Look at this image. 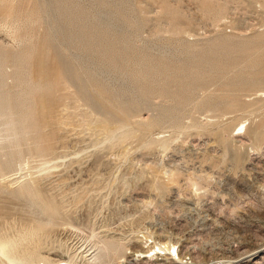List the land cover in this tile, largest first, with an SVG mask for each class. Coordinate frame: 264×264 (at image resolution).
<instances>
[{
	"label": "rangeland",
	"instance_id": "374dc122",
	"mask_svg": "<svg viewBox=\"0 0 264 264\" xmlns=\"http://www.w3.org/2000/svg\"><path fill=\"white\" fill-rule=\"evenodd\" d=\"M68 1L0 0V58L3 60L0 59V73L3 74H0V239L11 238L18 243L16 251L21 250V245L25 250H21L20 255L18 250V256L40 250L30 255L36 259L37 254H41L38 264H181L177 262V250L184 255V264H264V95L259 94L264 91V83L255 85L264 76V53L259 69L249 68L243 61L246 49L255 46L258 38H263L259 43L264 45V0H71L72 3L67 4ZM7 6L12 8L8 10ZM66 6L68 10H65ZM84 7L87 9L82 11ZM116 9L123 11L118 13ZM72 11L74 15L77 12L75 16ZM89 11L96 15L92 17ZM172 14L176 18L173 15L172 19ZM75 20L80 22L76 24ZM104 23L112 24L109 27ZM85 24L91 26L87 27L89 32L84 30L82 33ZM70 25L75 27L71 29ZM101 30L108 33L106 31L104 35ZM99 33L107 37L99 36ZM82 34H86L85 37ZM108 34H113L115 42ZM117 36L121 39L117 40ZM124 36L126 39H122ZM228 38L233 43L229 44ZM254 39H258L257 42ZM244 40L246 44L241 43ZM218 41L225 44L221 43L222 47L216 45ZM110 42L119 52L113 50ZM96 44L99 50H96ZM191 44L197 47L191 49ZM204 48L207 50H202ZM190 49L195 50L193 54ZM226 50L230 51L227 53ZM102 51L108 56L103 58ZM128 52L133 53L130 56ZM118 53L122 54L119 61L115 57ZM186 56H190L189 59ZM18 58L23 63L19 64ZM120 58L128 66L121 64ZM217 62L218 68L214 66ZM118 65L127 69L120 68L119 71ZM230 65L237 68L233 70ZM163 66H166L164 71L168 69L162 76ZM148 68L153 70H149L151 74ZM185 70L187 73L183 72ZM255 70L259 71L258 75ZM226 71L234 77H230L232 82L228 83ZM167 73L175 77L169 74V80ZM225 74L228 77L223 76ZM235 74L242 83H250L249 86H243L239 81L241 87H235L238 81ZM160 75L161 79H157ZM178 76L186 82L181 79L184 84L178 83ZM172 78H176V82ZM157 80L165 84L162 86L161 82L158 86ZM199 80L202 84L205 82V86ZM155 83L161 92L168 85L174 91L166 88L161 95L154 89ZM187 84L194 88L193 92ZM227 84L232 86L227 87ZM176 88L179 92L182 89L180 93L187 98L186 102ZM103 90H113L116 94L112 91L110 96V91ZM227 90L231 92L227 94ZM167 91L176 95L173 93L168 97ZM122 93H126L125 98ZM117 94V99L113 98ZM138 94L143 96L138 99ZM189 94L195 96L190 98ZM177 95L178 100H173ZM212 96L218 102H214ZM142 97L145 98L142 100ZM135 98L140 102H135ZM106 99H111L110 103ZM201 101L210 102H205L206 105ZM175 102H181V106ZM183 102L187 107L182 105ZM219 102L221 106H218ZM8 110H13L14 114L7 115ZM105 126L108 131L104 130ZM49 206H53L52 209L57 206L55 211L58 212L51 213ZM35 228H40L41 236ZM30 230L37 233L35 241L32 240L35 231ZM156 242L174 244L172 255H153V251L148 258L137 255V251L148 250ZM105 245L110 250L104 248ZM114 245L118 247L115 249ZM0 264L10 263L0 255Z\"/></svg>",
	"mask_w": 264,
	"mask_h": 264
},
{
	"label": "bare ground",
	"instance_id": "6f19581e",
	"mask_svg": "<svg viewBox=\"0 0 264 264\" xmlns=\"http://www.w3.org/2000/svg\"><path fill=\"white\" fill-rule=\"evenodd\" d=\"M59 1L61 2V0H59ZM62 1H63V0H62ZM64 1H66V0H64ZM67 1H68V0H67ZM70 1H71V0H70ZM70 1H68V2H70ZM72 1L74 2V0H72ZM75 1H76V0H75ZM96 1H99V0H96ZM106 1H107V0H106ZM53 2H55V1H53ZM57 2H58V1H57ZM57 2H56L55 4H57ZM64 3H65V2H64ZM71 3H72V2L67 3V4H71ZM77 3H78V1H77ZM97 3L99 4V2H97ZM100 3L104 4L102 1H100ZM105 3H106V2H105ZM55 4H54V5H55ZM67 4H65V5H67ZM75 4H76V3H75ZM106 4H108V2H107ZM106 4H105V5H106ZM110 4H111V3H110ZM59 5H60V4H59ZM61 5H63V4L61 3ZM72 5H74V4H72ZM79 5H80V3H79ZM120 5H121V3H120ZM52 6H53V5H52ZM68 6L70 7V5H68ZM76 6H77V4H76ZM76 6L74 5V7H76ZM80 6H81V5H80ZM98 6H99V5H98ZM109 6H110V5H109ZM109 6H108V7L106 6L107 10L109 9ZM7 7H8V10H9V8H10V9L12 8V7H9V6H7ZM54 7H55V6H54ZM72 7H73V6H72ZM99 7L101 8V5H100ZM121 7H122V6H121ZM51 8H52V7H51ZM66 8H67V9H65V10H68V7H67V6H66ZM78 8H79V7H78ZM104 8H105V6H104ZM115 8H116V7H115ZM115 8H114V9H115ZM3 9H4V8H3ZM6 9H7V8H6ZM72 9H73V8H72ZM74 9H75V8H74ZM80 9H81V8H80ZM80 9H79V10H80ZM84 9H87V8L84 7V8L82 9V11H83ZM8 10H7V11H8ZM53 10H54V8H53ZM98 10H99V8H98ZM98 10H97V11H98ZM104 10H105V9H102V11H104ZM109 10H110V9H109ZM116 10H118V9H116ZM123 10H124V8H123ZM123 10H122V11H123ZM7 11H6V12H7ZM55 11H56V10H55ZM63 11H64V9H63ZM69 11H70V10H69ZM85 11H86V14H87V11H88V10H85ZM102 11H101V13H102ZM110 11H111V10H110ZM118 11H119V10H118ZM120 11H121V10H120ZM120 11H119L118 13H120ZM122 11H121V12H122ZM168 11H169V9H168ZM2 12L4 13V11H2ZM8 12H10V11H8ZM64 12H65V11H64ZM89 12L91 13V11H89ZM89 12H88V13H89ZM93 12H94V11H93ZM93 12H92V13H93ZM116 12H117V11H116ZM3 13H2V14H3ZM68 13H69V12H68ZM68 13H66V17H67V14H68ZM74 13H75V15H76L77 12H74ZM92 13L90 14L92 17H93V15H96V14H93V15H92ZM114 13H115V12H114ZM171 13H172V12H171ZM5 14H6V13H5ZM57 14H58V13H57ZM71 14H73V11H72ZM71 14H69V15H71ZM78 14H79V13H78ZM78 14H77V15H78ZM102 14H103V13H102ZM108 14H109V12H108ZM123 14H126V13L123 12ZM123 14H122V16H123ZM174 14H175V13H174ZM174 14H172V19H174V18H173V15H174ZM62 15H63V14H62ZM75 15L73 14V16H75ZM87 15H89V14H87ZM97 15H99V13H98ZM120 15H121V14H120ZM170 15H171V14H170ZM52 16H53V15H52ZM54 16H55V15H54ZM59 16H60V15H59ZM71 16H72V15H71ZM84 16H85V15H84ZM84 16H83V17H84ZM91 16H90V17H91ZM56 17H57V16H56ZM61 17H62V16H61ZM83 17L80 16V18H83ZM86 17H87V16H86ZM92 17H91V19H92ZM95 17H96V16H95ZM98 17H100V15H99ZM174 17L176 18L175 15H174ZM68 18H69V17H68ZM68 18H67V20H68ZM72 18H74V17H72ZM87 18H89V16H88ZM170 18H171V17H170ZM178 18H179V17H178ZM54 19H55V18H54ZM77 19H78V17H77ZM94 19H95V18H94ZM99 19H100V18H99ZM99 19H98V20H99ZM123 19H124V18H123ZM69 20H70V18H69ZM69 20H68V21H69ZM73 20H74V19H73ZM80 20H81V19H80ZM96 20H97V19H96ZM96 20H94V22H96ZM177 20H178V19H177ZM177 20H176V21H177ZM68 21H67V22H68ZM76 21H77V20H75V22H76ZM81 21H82V20H81ZM88 21H89V19L87 20V23H88ZM92 21H93V20H92ZM124 21H125V20H124ZM69 22H71V21H69ZM78 22H80V21H77L76 24H77ZM94 22H93V23H94ZM99 22H100V21H99ZM101 22H102V21H101ZM174 22H175V20H174ZM174 22H173L172 24H174ZM63 23H65V22H63ZM81 23H82V22H81ZM89 23H90V22H89ZM58 24H59V23H58ZM70 24L72 25V23H70ZM74 24H75V23H74ZM76 24H75V25H76ZM83 24H84V22H83ZM83 24H80V25L82 26ZM91 24H92V22H91ZM97 24H98V22H97ZM97 24H96V26H97ZM102 24H103V23H102ZM105 24H108V23H104V25H105ZM111 24H112V23H111ZM111 24H108V26L111 25ZM175 24H177V23L175 22ZM55 25H56V23H55ZM71 25H70V28H71ZM78 25H79V24H78ZM78 25H77V26H78ZM80 25H79V26H80ZM100 25H101V24H100ZM104 25H103V26H104ZM84 26H86L85 29L82 30V29L80 28V29L83 31L82 33H85L84 30H86V31L89 32V30H87V27H88L89 25L87 26V25L85 24ZM90 26H91V25H90ZM90 26H89V27H90ZM96 26H95V28H97ZM106 26H107V25H106ZM106 26H105L104 28L107 29ZM120 26H121V25H120ZM135 26H136V25H135ZM177 26H178V25H177ZM177 26H175V27H177ZM67 27H68V26H67ZM73 27H75V26H73ZM73 27H72V28H73ZM82 27H83V26H82ZM100 27H101V26H100ZM109 27H110V26H109ZM121 27H123V26H121ZM175 27H174V28H175ZM65 28H66V27H65ZM72 28H71V29H72ZM93 28H94V27H93ZM93 28H92V30H93ZM101 28H103V27H101ZM116 28H117V27H116ZM116 28H115V29H116ZM60 29H61V28H60ZM60 29H59V30H60ZM71 29H70V30H71ZM112 29H113V28H112ZM134 29H135V28H134ZM68 30H69V29H68ZM74 30H75V28H74ZM78 30H79V29H78ZM90 30H91V29H90ZM95 30H96V29H95ZM97 30H98V29H97ZM118 30H119V29H118ZM101 31H102V30H101ZM106 31H107V30H106ZM106 31H104V33H105ZM111 31H112V30H111ZM113 31H114V30H113ZM116 31H117V30H115L114 32H116ZM71 32H72V31H71ZM75 32L77 33V31H75ZM78 32H79V31H78ZM93 32H94V31H93ZM99 32H100V31H99ZM114 32H113V33H114ZM261 32H262V31H261ZM66 33H68V32H66ZM72 33H74V32H72ZM72 33H71V34H72ZM97 33H98V32H97ZM97 33H96V34H97ZM102 33H103V31H102ZM102 33H99V36H101L100 34H102ZM104 33H103V34H104ZM107 33H108V31H107ZM109 33L111 34V32H109ZM117 33H118V32H117ZM123 33H124V32H123ZM69 34H70V33H69ZM69 34H68V35H69ZM74 34H75V33H74ZM86 34H87V32H86ZM86 34H85V35H86ZM91 34H92V32H91ZM103 34H102V35H103ZM110 34H108V36H109ZM118 34H120V32H119ZM257 34H258V33H257ZM257 34H255V35H257ZM65 35H66V34H65ZM68 35H67V36H68ZM79 35H80V34H79ZM82 35H83V34H82ZM85 35H83V37H85ZM88 35H89V34H88ZM104 35H106V33H105ZM104 35H103V37H105ZM115 35H116V34H115ZM115 35H114V36H115ZM255 35H254V36H255ZM259 35L261 36L262 34L259 33ZM70 36H71V35H70ZM72 36H73V34H72ZM80 36H81V35H80ZM93 36H94V34H93ZM93 36H92V37H93ZM97 36H98V35H97ZM110 36H112V38H111ZM110 36H109V37L113 40V38H114V37H113V34L110 35ZM257 36H258V35H257ZM257 36H256V37H257ZM260 36H258V37H260ZM263 36H264V35H263ZM95 37H96V36H95ZM106 37H107V36H106ZM106 37H105V38H106ZM115 37H116V36H115ZM117 37H118V38H117V40H118L120 36H117ZM121 37H122V35H121ZM261 37H262V36H261ZM47 38H48V37H47ZM47 38H46V40H48ZM49 38H51V37H49ZM72 38H73V37H72ZM75 38L77 39V37H75ZM90 38H91V37H90ZM90 38H89V40H90ZM100 38H102V37H100ZM105 38H104V39H105ZM124 38H125V36H124L122 39H124ZM127 38H128V37H127ZM244 38H245V37H244ZM251 38L253 39L252 35H251V37H250V40H252ZM91 39H92V38H91ZM120 39H121V38H120ZM120 39H119V40H120ZM125 39H126V38H125ZM248 39H249V38H248ZM248 39H246V40H248ZM258 39H259L260 41H261V39L263 40V38H258ZM258 39H254V40H256L255 42H257ZM46 40H45V42H46ZM69 40H70V39H69ZM69 40H68V41H69ZM74 40H75V39H74ZM83 40H84V39H83ZM83 40H82V42H83ZM85 40H86V39H85ZM89 40H88V41H89ZM96 40H97V39H96ZM102 40H103V39H102ZM102 40H101V42H102ZM106 40H108V39H106ZM115 40H116V38H115ZM128 40H130V39H128ZM226 40H227V38H226ZM232 40H233V39H232ZM250 40H248V41H250ZM259 40H258V42H257V44H256L255 46H253L252 48H250V49H248V50L246 49V52H245L246 54H243L244 51H243V52H242V51L240 52V53H242L243 56H244V57H243V58H244L243 61L246 62V64H247L246 66L249 67V68H252V69H256V68H258V66L261 64V62H260V61H261V58H263V57H262V54L264 53V45H263L262 43H259ZM72 41H73V40H72ZM75 41H76V40H75ZM90 41H92V40H90ZM93 41H95V40H93ZM104 41H105V40H104ZM108 41H111V40L109 39ZM121 41H122V40H121ZM123 41H124V40H123ZM222 41H223V40H222ZM235 41H238V40H235ZM235 41H234V42H235ZM241 41H242V40H241ZM47 42H48V41H47ZM70 42H71V41H70ZM82 42H81V43L76 42V43H77V44H78V43H79V44H82ZM97 42H98V40H97ZM113 42H115V41L113 40ZM126 42H127V41H126ZM126 42L124 41L125 45L127 44L126 46H129V45H128V42H127V43H126ZM219 42H220V41H218V42H216V43L214 42V43H215L216 45H220V46H221V45H222L221 43H223V42H220V44H219ZM225 42H226V41H225ZM229 42H230V43H233V41L231 42V41L229 40V38H228V43H229ZM43 43H44V42H43ZM72 43H73V42H72ZM86 43H87V41H86ZM88 43H89V42H88ZM99 43H100V41L98 42V44H99ZM110 43H111V42H110ZM117 43H118V45H119V42H117ZM120 43H121V42H120ZM217 43H218V44H217ZM228 43H227V44H228ZM230 43H229V44H230ZM241 43H245V44H246L245 40H244L243 42H241ZM44 44H45V43H44ZM53 44H54V43H53ZM53 44H52V45H53ZM77 44H76V45H77ZM105 44H106V43H105ZM113 44H114V43H113ZM121 44H122V43H121ZM210 44H211V43H210ZM224 44H225V43H223V45H224ZM245 44H244L243 46H247V45H245ZM42 45H43V44H42ZM45 45H46V44H45ZM70 45H71V43H70ZM73 45H75V44L73 43ZM87 45H88V44H86V46H87ZM93 45H94V44H93ZM99 45H100V44H99ZM99 45H98V46H99ZM101 45H103V44H101ZM107 45H109V44H107ZM193 45H194V44H193ZM235 45H236V44H235ZM240 45H242V44H240ZM43 46H44V45H43ZM79 46H80V45H79ZM90 46H91V44L89 45V47H90ZM98 46H97V44H96L95 48H98V49H96V50H99V47H98ZM111 46H112V43H111ZM116 46H117V45H116ZM116 46H115V47H116ZM126 46H125L124 48H127ZM130 46H131V45H130ZM184 46L187 47L188 45H187V46L184 45ZM189 46H190V44H189ZM212 46H214V44H212ZM226 46H229V45H226ZM237 46H238V48H239V45H236V47H237ZM243 46H242V48H243ZM38 47H40V46H38ZM41 47H42V46H41ZM41 47H40V48H41ZM77 47H78V46H77ZM80 47H81V46H80ZM80 47H78V48H80ZM87 47H88V46H87ZM112 47H113V46H112ZM112 47H111V48H112ZM193 47H194V46H193ZM193 47H192V44H191V49H192ZM195 47H197V46L195 45ZM195 47H194V48H195ZM221 47H222V46H221ZM221 47H220L219 49H221ZM229 47H230V46H229ZM233 47L235 48V46H233ZM250 47H251V46H250ZM42 48H43V47H42ZM53 48H54V47H53ZM82 48H83V47H82ZM84 48H85V46H84ZM84 48H83V49H84ZM91 48H93V47H91ZM104 48H107V46H106V47L104 46ZM108 48H109V47H108ZM188 48H189V47H188ZM199 48H200V47H199ZM238 48H237V49H238ZM242 48H240V49H242ZM43 49H44V48H43ZM80 49H81V48H80ZM86 49H87V48H86ZM100 49H101V48H100ZM109 49H110V48H109ZM115 49H118V47H116ZM132 49H133V47H132ZM132 49H131V47H130V50H132ZM183 49H185V48H183ZM186 49H187V48H186ZM191 49H190V51H191ZM196 49H197V48H196ZM205 49H206V48H204V49H202V50H205ZM207 49H208V47H207ZM207 49H206V50H207ZM209 49H210V48H209ZM219 49H218V52H219ZM228 49H229V48H228ZM37 50L40 51L41 49L39 50V49L37 48ZM101 50H102V49H101ZM110 50H111V49H110ZM113 50H114V47H113ZM125 50H126V49H125ZM127 50H129V49L127 48ZM199 50H200V49H199ZM221 50H222V49H221ZM221 50H220V51H221ZM223 50H224V49H223ZM233 50H236V48L233 49ZM29 51H30V49H29ZM41 51H42V50H41ZM47 51H50V50H48V47H47ZM84 51H85V50H84ZM87 51H88V50H86V52H87ZM91 51H92V50H91ZM93 51H94V50H93ZM105 51H106V53H108V49L105 50ZM114 51L117 53L118 50H117V51L114 50ZM114 51H112V52H114ZM123 51H124V50H123ZM183 51H184V50H183ZM192 51H195V50L193 49ZM192 51H191V52H192ZM209 51H210V50H209ZM226 51H227V53H228L230 50H226ZM239 51H240V50H239ZM2 52H3V51H2ZM6 52H7V51H4V53H6ZM25 52H26V51H25ZM25 52H24V53H25ZM44 52H45V51H44ZM60 52H61V51H60ZM60 52H59V53H60ZM88 52H90V51H88ZM98 52H99V51H98ZM103 52H104V51H102V53H103ZM109 52H111V51H109ZM118 52H119V51H118ZM124 52H125V51H124ZM126 52H127V51H126ZM188 52H189V51H188ZM197 52H198V50H196V54L199 55V53H197ZM0 53H1V52H0ZM37 53H38V52H37ZM46 53H49V52H46ZM61 53H62V52H61ZM106 53L104 52L105 55H103V58H104L105 56H108ZM122 53H123V52H122ZM132 53H133V52H132ZM132 53H129V52H128V55H130V54L132 55ZM184 53H185V52H184ZM184 53H183V54H184ZM205 53H206V52H205ZM205 53H204V54H205ZM211 53H212V51H211ZM233 53H234V52H233ZM237 53L239 54V52H237ZM7 54H8V53H7ZM9 54H10V53H9ZM9 54H8V55H9ZM40 54H41V53H40ZM40 54H39V59L41 58V57H40ZM44 54H45V53H44ZM88 54H89V53H88ZM88 54H87V55H88ZM91 54H92V53H91ZM111 54L114 55L115 53H114V54L111 53ZM118 54H119V53H118ZM124 54H125V53H124ZM136 54H137V52H136ZM162 54H163V53H162ZM169 54H170V53H169ZM189 54H190V53H189ZM192 54H193V52H192ZM204 54H201V55H204ZM208 54H210V53H208ZM218 54H219V53H218ZM218 54H217V55H218ZM229 54H230V53H229ZM231 54H232V52H231ZM242 54H241V55H242ZM4 55H6V54H4ZM4 55H3V57L6 58V56H4ZM16 55H17V54H16ZM42 55H43V53H42ZM55 55H56V54H55ZM64 55H65V54H64ZM98 55H100V54H98ZM120 55H122V54H119V56H115V57H118V59H116L115 57H114V59H116V60L119 61V57H120ZM131 55H130V56H131ZM180 55H182V51H181V54H180ZM187 55H188V54H187ZM194 55H195V54H194ZM201 55H200V56H201ZM206 55H207V54H206ZM222 55H223V54H222ZM225 55H227V54H225ZM10 56H11V55H10ZM10 56H9V58H10ZM14 56H15V55H14ZM21 56H22V55H21ZM21 56H19V57H21ZM36 56H37V55H36ZM52 56H53V55H52ZM92 56H93V55H92ZM94 56H95V54H94ZM96 56H97V52H96ZM100 56H101V55H100ZM123 56H124V55H123ZM125 56H126V55H125ZM130 56H129V57H130ZM137 56H138V55H137ZM184 56H185V55H184ZM184 56H183V57H184ZM200 56H199V57H200ZM229 56H230V55H228V57H229ZM0 57H1V54H0ZM12 57H13V56H12ZM17 57H18V55H17ZM44 57L46 58V56H44ZM55 57H56V56H55ZM109 57H111V56H109ZM109 57H108V58H109ZM126 57H127V56H126ZM129 57H128V58H129ZM133 57H134V56H132V58H133ZM135 57H136V56H135ZM135 57H134V58H135ZM138 57H139V56H138ZM138 57H136L135 59H137ZM147 57H148V56H146V58H147ZM151 57H153V56H151ZM186 57H188V56H186ZM189 57H190V56H189ZM189 57H188V59H189ZM213 57H214V55L212 56V58H213ZM225 57H226V56H224L223 58H225ZM231 57H232V55H231ZM14 58H15V57H14ZM21 58H23V57H21ZM59 58H60V57H59ZM99 58H102V57H99ZM103 58H102V59H103ZM163 58H164V57H163ZM166 58L169 59L168 56H167V57L165 56V59H166ZM170 58H171V56H170ZM181 58H182V57H181ZM191 58H192V57H191ZM191 58H190V59H191ZM200 58H201V57H200ZM0 59L2 60V58H0ZM18 59H19V58H18ZM26 59H27V58H26ZM26 59H25V60H26ZM65 59H66V58H65ZM105 59H106V58H105ZM111 59H112V61H114L113 58H111ZM111 59H109V60L111 61ZM121 59H122V58H120V62H121ZM125 59H126V58H125ZM129 59H131V58H129ZM129 59H128V60L126 59V61H129ZM135 59H134V60H135ZM148 59H150V58H148ZM178 59H179V58H178ZM198 59H199V58H198ZM226 59H227V57H226ZM230 59H231V58H230ZM230 59H229V60H230ZM241 59H242V58H241ZM14 60H15V59H14ZM19 60H20V63H19V64L23 63V62H21V59H19ZM58 60H59V59H58ZM89 60H90V59H89ZM98 60H100V59H98ZM98 60H97V62H98ZM122 60H123L124 62L122 61L121 64L125 63V60H124V59H122ZM138 60H140V57H139ZM154 60H155V58H154ZM158 60H160V59H158ZM170 60H172V59H170ZM192 60H194V59H192ZM195 60H197V59H195ZM217 60H218V59H217ZM227 60H228V59H227ZM239 60H240V58H239ZM2 61H3V60H2ZM8 61H9V60H8ZM22 61H23V60H22ZM41 61H42V59H41ZM48 61H49V60H48ZM103 61L105 62V60H103ZM112 61H111V62H112ZM118 61H116V62H118ZM135 61H136V60H135ZM145 61H146V60H145ZM149 61H152V60H149ZM162 61H163V60H162ZM197 61H198V60H197ZM230 61H231V60H230ZM243 61H242V62H243ZM6 62H7V61H6ZM6 62H4V63H6ZM18 62H19V61H18ZM29 62H30V61H29ZM71 62H72V61H71ZM71 62H70V59H69V64H70ZM88 62H89V61H88ZM104 62H103V63H104ZM106 62H107V60H106ZM108 62H109V61H108ZM111 62H110V63H111ZM114 62H115V61H114ZM130 62H131V61H130ZM133 62H134V61H133ZM133 62H132V63H133ZM193 62H194V61H193ZM200 62H201V61H200ZM200 62L198 61L197 63L199 64ZM219 62H220V60H219ZM219 62L215 63L214 66L217 67V65H218ZM233 62H234V61H233ZM238 62H239V61H238ZM15 63H16V62H15ZM100 63L102 64V62H100ZM145 63H147V64H145V65H148V62H145ZM152 63H153V62H152ZM152 63H150L149 66L152 65ZM155 63H156V61H155ZM164 63H165V62H164ZM164 63H163V64H164ZM180 63H181V65L183 64V62H180ZM189 63H190V62H188L187 64H189ZM194 63H195V62H194ZM203 63H204V62H203ZM213 63H214V62H213ZM262 63H263V62H262ZM37 64H38V63H37ZM39 64H40V63H39ZM88 64H89V63H88ZM88 64H87V65H88ZM97 64H99V63H97ZM101 64H99V65H101ZM111 64H113V63H111ZM119 64H120V63H119ZM128 64H129V63H128ZM135 64H136V63H135ZM141 64H142V62H141ZM156 64H157V63H156ZM160 64H161V62H160ZM168 64H169V63H168ZM200 64H202V63H200ZM216 64H217V65H216ZM240 64H242V63H240ZM240 64H239V65H240ZM263 64H264V63H263ZM1 65H2V64H1ZM40 65H41V64H40ZM72 65H73V64H72ZM82 65H83V64H82ZM103 65H104V64H103ZM109 65H110V64L108 63V66H109ZM114 65H115V63H114ZM114 65H113V66H114ZM124 65H126V63H125ZM132 65H133V64H132ZM136 65H137V64H136ZM184 65H185V64H184ZM184 65H183V67H184ZM225 65H226V64H225ZM225 65H224V66H225ZM239 65H238V66H239ZM64 66H65V64H64ZM68 66H69V65H68ZM108 66H107V67H108ZM116 66H117V65H116ZM122 66H123V65H122ZM122 66L118 65V67H119V71H120V68H122ZM126 66H128V65H126ZM126 66H124V68H122V69L126 70V69H127ZM139 66H140V64H139ZM154 66H155V65H154ZM154 66H153V68H154ZM156 66H157V65H156ZM156 66H155V67H156ZM160 66H162V65H160ZM179 66H180V64H179ZM189 66H190V65H189ZM204 66H205V65H204ZM207 66H208V65H207ZM219 66H220V65H219ZM221 66H223V65H221ZM224 66H223V67H224ZM227 66H228V65H227ZM230 66H231V68H233V70H234L235 68H237V67H235V65H234L235 68H234L232 65H230ZM246 66H245V67H246ZM261 66H262V65H261ZM261 66H259V67H261ZM0 67H1V66H0ZM62 67H63V66H62ZM69 67H70V66H69ZM98 67H99V66H98ZM104 67H105V66H104ZM104 67H103V68H104ZM110 67H111V66H110ZM125 67H126V69H125ZM140 67H141V66H140ZM143 67H144V66H143ZM150 67H151V66H150ZM150 67H149V68H150ZM157 67H158V66H157ZM157 67H156V68H157ZM192 67H193V66H192ZM223 67H222V68H223ZM225 67H226V66H225ZM228 67H229V66H228ZM43 68H44V66H43ZM88 68H89V66H88ZM99 68L102 69L101 66H100ZM112 68H113V67H112ZM116 68H117V67H116ZM149 68H148V71H149V70H152V69H149ZM156 68H155V69H156ZM159 68H160V67H159ZM165 68H166V66H163V67H162V71L158 70V71H160V73H161L162 76H163L162 73H163V71L165 70ZM187 68H188V66H187ZM187 68H186V69H187ZM189 68H191V66H190ZM194 68H195V66H194ZM199 68H200V67H199ZM217 68H218V67H217ZM219 68H220V67H219ZM222 68H221V70H222ZM263 68H264V67H262V69H263ZM66 69H67V67H66ZM84 69H85V68H84ZM101 69H99V70L101 71ZM105 69H106V68H105ZM109 69H110V68H109ZM134 69H135V68H134ZM143 69H144V68H143ZM163 69H164V70H163ZM167 69H168V68H167ZM167 69H166V71H164V73L167 72ZM195 69H196V68H195ZM195 69H194V71H195ZM202 69H203V68H202ZM208 69H209V68H208ZM228 69H230V68H228ZM228 69H226V70H228ZM242 69H243V67H242ZM242 69H241V68L239 69L240 72L242 71ZM246 69H247V68H246ZM258 69H259V68H258ZM0 70H1V69H0ZM124 70H123V71H124ZM137 70H138V69H137ZM140 70H141V69H140ZM146 70H147V66H146ZM188 70H190V69H188ZM192 70H193V69H192ZM210 70H211V69H210ZM243 70H244V69H243ZM248 70H249V69H248ZM260 70H261V69H260ZM3 71H4V70H3ZM37 71H38V69H37ZM63 71H64V70H63ZM73 71H74V70H73ZM114 71H115V69H113V73H114ZM117 71H118V68H117L116 72H117ZM123 71H122V73H123ZM156 71H157V70H156ZM186 71H187V70H185V71H183V72L187 73ZM196 71H197V70H196ZM203 71H204V70H203ZM211 71H212V70H211ZM244 71H245V70H244ZM252 71H253V70H252ZM252 71H251V72H252ZM255 71H256V70H255ZM261 71H262V70H261ZM0 72H1V71H0ZM35 72H36V71H35ZM47 72H48V71H47ZM88 72H89V70H88ZM88 72H87V73L85 72V73H86V74H89ZM90 72H91V71H90ZM95 72H96V71H95ZM95 72H94V73H95ZM97 72H98V70H97ZM97 72H96V74H97ZM125 72H127V71H125ZM139 72H141V71H139ZM149 72H150V74H151V71H149ZM152 72H153V70H152ZM230 72H232V71H230ZM230 72H229V73H230ZM235 72H237V74L239 73V71H235ZM249 72H250V71H249ZM256 72H257L256 74L258 75V72H259V71L257 70ZM65 73H68V72H65ZM65 73H64V74H65ZM92 73H93V72H91V75H92ZM117 73H118V72H117ZM122 73H119V74H122ZM146 73H147V72H145V74H146ZM157 73H158V72H157ZM178 73H180V72H178ZM178 73H176V74L178 75ZM181 73H182V69H181ZM181 73H180V75H181ZM185 73H184V74H185ZM189 73H190V71H189ZM189 73H188V74H189ZM215 73H216V72H215ZM218 73H219V72H218ZM218 73H217V74H218ZM226 73H227V71H226ZM241 73H242V72H241ZM247 73H248V72H247ZM254 73H255V72H254ZM0 74H1V73H0ZM43 74H44V73H43ZM59 74H60V73H59ZM124 74H125V73H124ZM124 74H122V75H124ZM145 74H144V75H145ZM148 74H149V73H148ZM150 74H149V76H150ZM167 74L169 75L170 73H167ZM174 74H175V73H174ZM174 74H173V75H174ZM182 74H183V73H182ZM194 74H195V73H194ZM222 74H223V73H221V75H222ZM233 74H234V73H232V75H233ZM242 74H243V73H242ZM244 74L246 75V72H244ZM250 74H252V73H250ZM1 75H3V74H1ZM126 75H129V74H126ZM126 75H124V76H126ZM134 75H135V74H134ZM146 75H147V74H146ZM161 75H160V77H158V76H159V74H158L157 79H158V78L161 79V77H162ZM170 75H171V74H170ZM170 75H169V77L167 78V79H169V80H171L170 77L172 76V75H171V76H170ZM189 75H191V74H189ZM192 75H193V73H192ZM198 75H199V74H198ZM201 75H202V74H201ZM209 75H210V74H209ZM215 75H216V74H215ZM218 75H219V74H218ZM227 75H228V73H227ZM227 75L225 74V75H223V76H227ZM230 75H231V74H230ZM230 75H228V76H229V80H230V77H231V78L233 77V76H230ZM235 75H236V74H235ZM235 75H234V76H235ZM239 75L241 76V74H239ZM253 75H254V74H252L251 76H253ZM4 76H5V74H4ZM37 76H38V75H37ZM72 76H73V75H72ZM97 76H99V75H97ZM131 76H132V74H131ZM147 76H148V75H147ZM147 76H145V77L147 78ZM153 76L155 77V74H154V73H153ZM182 76H183V75H182ZM185 76H186V75H185ZM187 76H188V75H187ZM228 76H227V77H228ZM44 77H45V76H44ZM69 77H70V76H69ZM79 77H80V76H79ZM79 77H78V78H79ZM88 77H89V76H88ZM88 77H87V78H88ZM93 77H95V74H94ZM132 77H133V76H132ZM134 77H135V76H134ZM145 77H144V78H145ZM151 77H152V76H151ZM151 77H149L148 79L150 80ZM172 77H175V76H172ZM178 77H180V79H179V80L177 79V82L180 81V80L182 79L181 76H178ZM194 77H195V76H194ZM209 77H211V76H209ZM212 77H213V75H212ZM221 77H222V76H221ZM227 77H226V78H227ZM236 77H237V75L235 76V78H236ZM249 77H250V76H249ZM253 77H254V76H253ZM71 78H72V77H71ZM82 78H83V80H84L83 75H82ZM90 78H91V77H89V79H90ZM96 78H97V77H96ZM96 78H95V79H96ZM130 78H131V77H130ZM146 78H145V79H146ZM164 78H166V74H165V77H164ZM201 78H202V77H201ZM203 78H204V77H203ZM233 78H234V77H233ZM243 78H244V77H243ZM62 79H64V78H62ZM66 79H67V78H66ZM72 79H73V78H72ZM131 79H132V78H131ZM138 79H140V77H139ZM138 79H137L136 81H138ZM145 79H144V80H145ZM162 79H163V78H162ZM172 79H173V78H172ZM174 79H176V78H174ZM174 79H173V80H174ZM211 79H215V78H211ZM217 79H218V78H217ZM221 79H223V78H221ZM221 79H220V80H221ZM239 79H240V78H238V79L236 78V80H238V81H237L235 87H237V88H238V86H239V85H238V82L241 81V80H239ZM245 79L248 80V78H245ZM250 79H252V78H250ZM250 79H249V80H250ZM2 80H5V79H2ZM32 80H33V79H32ZM44 80H46V79H44ZM74 80H75V78H74ZM92 80H94V79L92 78ZM134 80H135V78L133 79V81H134ZM149 80H148V81H149ZM173 80H172V81H173ZM182 80H184V78H183ZM190 80H191V79H190ZM190 80H189V81H190ZM218 80H219V79H218ZM226 80H228V78H227ZM232 80H233V79H232ZM236 80H235V81H236ZM255 80L257 81V79H255ZM255 80L252 79L251 81H255ZM37 81H38V80H37ZM85 81H86V80H85ZM87 81H88V80H87ZM87 81H86V83H87ZM95 81H96V80H95ZM95 81H94V82H95ZM99 81H100V80H99ZM101 81H102V79H101ZM101 81L98 82V83H101ZM146 81H147V79H146ZM152 81H153V80H152ZM159 81H160V80H159ZM163 81H164V79H163ZM166 81H167V83H168V80H166ZM166 81H164V82L166 83ZM199 81H200V80H199ZM212 81L214 82V80H212ZM223 81H224V80H223ZM243 81H244V79H243ZM25 82H26V81H25ZM46 82H47V81H46ZM102 82H103V81H102ZM127 82H129V81H127ZM154 82H156V80H155ZM161 82H162V80H161L159 83H161ZM164 82H162L161 85H162ZM170 82H171V81H170ZM174 82H176V80H174ZM183 82H186V80H184ZM194 82H195V80H194ZM194 82H193V83H194ZM200 82H201V81H200ZM224 82H226V81H224ZM229 82H232V81L230 80V81H228V83H229ZM4 83H5V82H4ZM52 83H53V82H52ZM52 83H50V84H52ZM57 83H58V82H57ZM76 83H77V82H76ZM76 83H75V84H76ZM90 83H91V82H90ZM92 83H93V82H92ZM96 83H97V81H96ZM96 83H94V84L96 85ZM130 83H132V82L130 81ZM146 83H147V82H146ZM157 83H158V80H157ZM157 83H155V85H156ZM159 83H158V84H159ZM165 83H164V84H165ZM171 83H173V82H171ZM178 83H179V82H178ZM180 83H181V84H184V83H182L181 81H180ZM187 83H188V81H187ZM191 83H192V82H190V84H191ZM197 83H198V82H197ZM226 83H227V82H226ZM241 83H242V81H241ZM245 83H246V82H245ZM245 83H242L243 86L246 85ZM248 83H249V82H248ZM253 83H254V82H252L251 84L253 85ZM261 83H262V84L264 83V76H262V78H260V79L255 83V85H256V84H261ZM37 84H38V83H37ZM44 84H45V83H44ZM64 84H65V83H64ZM66 84H67V82H66ZM137 84H138V83H137ZM148 84L152 85V83H150V82H149ZM158 84H157V85H158ZM174 84L177 85V83H174ZM194 84H196V83H194ZM203 84H204V85H203ZM203 84H202V82H201V85L205 86V82H204ZM206 84H207V82H206ZM231 84H232V83H231ZM233 84H235V82H233ZM249 84H250V83H249ZM249 84H247L246 86H249ZM47 85H49V83H48ZM55 85H57V84H55ZM59 85H61V84H59ZM59 85H58V86H59ZM77 85H78V84H77ZM97 85H98V84H97ZM104 85H105V84H104ZM131 85H132V84H131ZM134 85H135V84H133L132 86H134ZM157 85L155 86L154 89H157L158 86H161L160 84H159L158 86H157ZM166 85H167V84H166ZM185 85H186V83H185ZM201 85H198V87L200 86V88H201ZM237 85H238V86H237ZM252 85H250V86H252ZM0 86H1V85H0ZM3 86H6V85H3ZM99 86H100V85H99ZM101 86H103V85H101ZM101 86H100V87H101ZM124 86H125V85H124ZM128 86H130V85H128ZM139 86H140V85H139ZM153 86H154V85H153ZM153 86H152V88H153ZM162 86H163V85H162ZM168 86H169V85H168ZM168 86H167V87L164 86V87H165V88L163 87L164 89H162V87H160V89H162V92H163L166 88H168V90H169V89H171V90L173 89V87L169 88ZM192 86H193V85H192ZM195 86H196V85H194L193 87H195ZM229 86H232V85H229ZM229 86H228V84H227V87H229ZM253 86H254V85H253ZM260 86H261V85H260ZM78 87H79V86H78ZM80 87H82V86H80ZM86 87H88V86H86ZM100 87H99V88H100ZM121 87H122V86H121ZM134 87L137 88L138 86L135 85ZM143 87H144V86H143ZM149 87H150V86H149ZM186 87H188V84H187ZM186 87H183V86H182V88H184V89H186ZM190 87H191V86H190ZM190 87H188V88H189L190 91H191L192 88H190ZM233 87H234V85H233ZM235 87H234V88H235ZM239 87H241V86H239ZM55 88H56V86H55ZM82 88H83V87H82ZM105 88H106V86H105ZM105 88H102V89H105ZM126 88H127V87H126ZM132 88H133V87H131L130 89H132ZM136 88H135V91H136ZM146 88H147V87H146ZM152 88H151V89H152ZM196 88H197V86H196ZM230 88H231V87H230ZM244 88H247V87H244ZM6 89H7V88H6ZM106 89H107V88H106ZM108 89H109V88H108ZM123 89H124V87H123ZM123 89H122V91H123ZM144 89H145V88H144ZM151 89H148V90H150V91L152 92ZM176 89H177V88H176ZM180 89H181V88H180ZM184 89H183V90H184ZM189 89H188V90H189ZM193 89H194V88H193ZM193 89H192V92L194 91ZM203 89H204V88H203ZM249 89H250V87H249ZM51 90H52V89H51ZM83 90H84V89H82V91H83ZM96 90H97V89H96ZM119 90H121V89H119ZM138 90H139V89H138ZM157 90H158V89H157ZM177 90H178V89H177ZM181 90H182V89H181ZM181 90H180V92H181ZM186 90H187V89H186ZM186 90H185V91H186ZM197 90H198V89H197ZM199 90H201V89H199ZM230 90H231V89H230ZM234 90H235V89H234ZM28 91H29V90H28ZM37 91H38V90H37ZM55 91H56V90H55ZM78 91H79V90H78ZM85 91H86V90H85ZM87 91H88V90H87ZM100 91H101V90H100ZM104 91H105V90H103V92H104ZM106 91H108V90H106ZM106 91H105V92H106ZM109 91H110V90H109ZM109 91H108L107 93H109ZM112 91H113V90H112ZM112 91H110V96L113 95V93L116 94V91H115V92L113 91V93H112ZM129 91H130V90H129ZM131 91H132V90H131ZM139 91H140V90H139ZM158 91H159V90H158ZM172 91H174V90H172ZM172 91H170V93H169V91H167V92L169 93V96H168V97H171V96H172L171 94H173V93L175 94V92L171 93ZM185 91H184V93H185ZM225 91H226V90H225ZM235 91H236V90H235ZM242 91H244V90H242ZM31 92H32V90H31ZM117 92H118V91H117ZM119 92H120V91H119ZM124 92H125V91H124ZM133 92H134V91H133ZM159 92H160L161 95L163 94V93L161 92V90H160ZM167 92H166V93H167ZM178 92H179V90H178ZM178 92H177V93H178ZM180 92H179V93H180ZM188 92H189V91H188ZM188 92H187V93H188ZM192 92H190V94H192ZM198 92H200V91H198ZM229 92H231V91H228V90H227L226 93L229 94ZM232 92H233V91H232ZM53 93H54V92H53ZM53 93H51V94H53ZM100 93H101V92H100ZM111 93H112V94H111ZM126 93H127V92H126ZM126 93H125V94L122 93V94H123V97L126 96ZM138 93H140V92H138ZM141 93H142V90H141ZM144 93H145V92H144ZM149 93H150V92H149ZM164 93H165V91H164ZM168 93H167V94H168ZM181 93H182V92H181ZM181 93H180V95L183 96V94H181ZM226 93H225V95H226ZM235 93H236V92H235ZM235 93H232V95L235 94ZM238 93H239V92L237 91L236 94H238ZM240 93H241V92H240ZM9 94H10V93H9ZM26 94H27V93H26ZM31 94H32V93H31ZM51 94H50V96H51ZM85 94H86V93H85ZM85 94H84V96H85ZM88 94H89V93H88ZM103 94H104V93H103ZM103 94L101 93V95H103ZM119 94H120V93H119ZM133 94H134V93H133ZM152 94H153V93H152ZM154 94H155V93H154ZM190 94H189V95H190ZM194 94H196V93H194ZM194 94H193V96H195ZM244 94H245V93H244ZM244 94H243V95H244ZM259 94H261V95L263 96V95H264V91H261V93H259ZM27 95H28V94H27ZM39 95H40V94H39ZM90 95H91V94H90ZM97 95H98V94H97ZM175 95H176V94H175ZM175 95H174V97H175ZM178 95H179V94H178ZM178 95H177V99H175V98L173 97V98H174L173 100H178V98H179ZM196 95H197V94H196ZM230 95H231V93H230ZM0 96H1V95H0ZM10 96H11V95H10ZM23 96H24V95H23ZM31 96H32V95H31ZM52 96H53V95H52ZM54 96H55V95H54ZM108 96H109V95H108ZM116 96H118V94H117V95H114L113 98L117 99ZM119 96H120V95H119ZM136 96H137V95H136ZM139 96H143V95L138 94V96H137L138 99H139ZM149 96H151V95L149 94ZM185 96H186V94H185ZM191 96H192V95H190V98H191ZM193 96H192V97H193ZM8 97H9V96H8ZM19 97H20V96H19ZM29 97H30V96H29ZM32 97H33V96H32ZM86 97H88L87 94H86ZM99 97H100V96H99ZM101 97H102V96H101ZM134 97H135V95H134ZM147 97H148V96H147ZM164 97H165V95H164ZM180 97H181V96H180ZM183 97H184V96H183ZM38 98H39V97H38ZM40 98H41V97H40ZM40 98H39V100H40ZM83 98H84V97H83ZM102 98H103V97H102ZM102 98H101V99H102ZM105 98H107V97H105ZM110 98H112V97H110ZM121 98H122V97H121ZM124 98H125V97H124ZM126 98H127V97H126ZM140 98H141V97H140ZM143 98H145V97H142V100H143ZM190 98H188V99L190 100ZM206 98H207V97H206ZM211 98H213V96H212ZM216 98H217V97H216ZM21 99H22V98H21ZM86 99H87V98H86ZM103 99H104V98H103ZM146 99H147V98H146ZM149 99H150V98H149ZM149 99H148V100H149ZM181 99H182V98H181ZM186 99H187V98H186ZM186 99H185V97H184L183 100L186 102ZM208 99H210V98H208ZM213 99H215V98H213ZM0 100H1V99H0ZM30 100H31V99H30ZM30 100H29V101H30ZM107 100H108V101H107ZM110 100H111V99H106L107 102H109ZM127 100H128V99H126V101H127ZM189 100H187V101L189 102ZM223 100H224V99H223ZM104 101H105V99H104ZM129 101H130V99H129ZM206 101H207V100H206ZM206 101H205V102H206ZM212 101H213V100H212ZM212 101H211V102H212ZM216 101L218 102V100L215 99L214 102H216ZM219 101H220V100H219ZM120 102H124V103H125V101H121V100H120ZM131 102L133 103V101H131ZM135 102H137V99H136V98H135ZM138 102H140V100H139ZM138 102H137V103H138ZM178 102H179V101H178ZM178 102H175V103L178 104ZM185 102H183L182 105H184ZM205 102H204V101H203V102L201 101L200 103H201V104H203V103H204V104H206V103L208 104V102H210V101H208V102H206V103H205ZM226 102H229V101L227 100ZM261 102H262V101H261ZM37 103H38V102H37ZM41 103H42V102H41ZM109 103H110V102H109ZM129 103H130V102H129ZM129 103H128V101H127V104H129ZM175 103H174V104H175ZM200 103H199V104H200ZM19 104H20V103H19ZM102 104H104V103H102ZM139 104H140V103H139ZM179 104H180V106H181V102H180ZM179 104H178V107H179ZM201 104H200V105H201ZM207 104H206V105H207ZM210 104L213 105L214 103H213V104L210 103ZM217 104H218V106H219V105L221 106L220 102L217 103ZM222 104H223V102H222ZM225 104H226V103H225ZM48 105H49V104H48ZM109 105H111V104H109ZM129 105H130V107H133V106H131V103H130ZM129 105H127L128 108H129ZM134 105H135V104H134ZM187 105H188V103H187ZM211 105H210V106H211ZM42 106H44V105H42ZM42 106H41V108H42ZM102 106H103V105H102ZM124 106H125V105H124ZM184 106L187 107L186 105H184ZM208 106H209V105H208ZM208 106H207V107L205 106V108H208ZM214 106L217 107V105H214ZM127 107H126V109H127ZM137 107H138V106H137ZM203 107H204V106H201V108H203ZM216 107H215V108H216ZM18 108H20V107H18ZM24 108H25V107H24ZM30 108H31V107H30ZM181 108H182V107H181ZM181 108H180V110H181ZM201 108H200V109H201ZM212 108H213V106H212ZM6 109H7V108H6ZM9 109H10V108H9ZM130 109H132V108H130ZM164 109H165V108H164ZM184 109H185V108H184ZM29 110H30V109H29ZM29 110H28V111H29ZM39 110H40V109H39ZM176 110H177V109H176ZM178 110H179V109H178ZM209 110H211V108H210ZM209 110H208V111H209ZM8 111H9V110H8ZM211 111H212V110H211ZM1 113H2V112H1ZM1 113H0V114H1ZM7 113H8V114H7ZM33 113H34V112H33ZM49 113H50V112H49ZM6 114H7V115H12V114H14V111H13V110H10L9 112H6ZM23 114H24V113H23ZM41 114H42V113H41ZM161 115H162V114H161ZM177 115H178V113H177ZM177 115H176V116H177ZM170 116H171V115H170ZM9 117H10V116H9ZM179 117H180V116H179ZM43 118H45V116H44ZM164 118H165V117H164ZM171 119H172V118H171ZM179 119H180V118H179ZM179 119H178V120H179ZM44 120H46V119H44ZM165 120H166V119H165ZM167 120L169 121V119H167ZM174 120H175V119H174ZM178 120L176 119V121H178ZM158 121H159V120H158ZM158 121H157V122H158ZM163 121H164V120H163ZM170 122H172V121H170ZM25 123H26V122H25ZM106 129H107V128H106V126H105V127H104V130H106ZM108 129H109V128H108ZM108 129H107V131H108ZM105 132H106V131H105ZM110 132H111V131H110ZM107 133H108V132H107ZM108 134H109V133H108ZM111 134H112V132H111ZM125 137H126V135H125ZM4 163H5V162H4ZM5 164H6V163H5ZM0 166H1V165H0ZM29 189H30V188H29ZM22 191H23V190H22ZM30 191H31V190H30ZM33 191H34V190H33ZM34 192H35V191H34ZM37 192H38V191H37ZM30 193L32 194V192H30ZM22 194H23V192H22ZM26 194H27V193H26ZM18 195H19V194H18ZM21 196H22V195H21ZM23 196H24V194H23ZM26 196H27V195H26ZM32 196H33V194H32ZM30 197H31V196H30ZM37 199H38V198H37ZM40 199H42V198L40 197ZM40 201H41V200H40ZM41 203H43V201H42ZM44 204H45V203H43V205H44ZM46 204H47V203H46ZM52 204H53V203H52ZM48 205H50L49 202H48ZM48 205H47V207H48ZM45 206H46V205H45ZM54 206H55V204H54ZM52 207H53V206H52ZM52 207L49 206V208L51 209L50 211H52L51 213H54V214L57 213L58 210H57V212L55 211L56 209H58V208H56L57 206L54 207V209H52ZM42 208L44 209V206H43ZM55 208H56V209H55ZM48 210H49V209H48ZM53 210H54L55 212H53ZM44 211H45V209H44ZM46 212H47V213H50V212H48L47 210H46ZM51 213H50V215H51ZM54 214H53V216H54ZM56 215H57V214H56ZM48 216H49V215H48ZM53 216H52V217H53ZM52 217H51V218H52ZM52 219H53V218H52ZM54 219H55V218H54ZM47 220H48V219H47ZM51 221H53V220H51ZM51 221H50V222H51ZM40 223H41V222H40ZM42 224H43V223H42ZM45 224H46V223H45ZM51 225H52V224H51ZM36 226H37V225H36ZM47 226H48V224H47ZM37 227H38V226H37ZM48 227H49V226H48ZM48 227H47V228H48ZM30 229H31V228H30ZM35 229L38 230V228H35ZM42 229H43V228H42ZM31 230H32V229H31ZM31 230H30V232H32V233L35 231V230H34V231H31ZM26 231H28V230H26ZM26 231H25V232H26ZM39 231H40V228H39V230H38V234H39V236H41V235H40L41 233H40ZM41 232H44V231L42 230ZM32 233H30L31 236H32ZM36 234H37V233H36V231H35V236H36ZM21 235H22V234H21ZM24 235H26V233H24V230H23V235H22V236H24ZM27 235H28V234H27ZM33 235H34V234H33ZM22 236H21V237H22ZM31 236L28 235L27 237H30V238L33 237L32 240H34L35 238H37V236H36V237H35V236H32V237H31ZM39 236H38V237H39ZM42 236L44 237V233H42ZM23 238H24V237H23ZM40 238H41V237H40ZM1 239H2V238H1ZM1 239H0V255L3 256V257H5V258H7L10 264H34V263H36V259H37V264H38V259H39V257H41V254H40V256H38L39 254H37V256L35 255V256H36V257H35L36 259H34V258H32V256H30L31 254L33 255V253H34V254L37 253V252H35V251L37 250L36 247H35V248L33 247V249H34V250L36 249V250H35V251L33 250L34 252H33V253H30V255H28V256H30V257H28V256H27L28 253H27L26 255H22V254H24L23 251H24L25 249H23L22 246L20 245L21 250H23V251H22V254H21L22 256H18V254L20 255V253H21V252H20V251H21L20 249H17V251L19 250V251H18L19 253L15 250V249H16V244H18V243H16L15 241H12L11 238H10L9 240H8V239H4V240L2 239V240H1ZM13 239H15V238H13ZM20 239H21V238H20ZM20 239H18V241H19ZM27 239H29V238H27ZM15 240L17 241V237H16ZM29 240H30V239H29ZM32 240H31V242H32ZM38 240L40 241V239H38ZM112 240H113V239H112ZM34 241H35V240H34ZM116 241H117V240H116ZM36 242H37V239H36ZM107 242H108V241H107ZM113 242H114V241H113ZM113 242H110L111 245H112ZM19 243H20V242H19ZM33 243H35V242H33ZM33 243H32V244H33ZM39 243H40V242H39ZM118 243H119V242H118ZM167 243H168V242H167ZM169 243H170V242H169ZM113 244H115V243H113ZM120 244H121V243H120ZM29 245H30V244H29ZM29 245H28V246H29ZM108 245H109V244H108ZM111 245H110L109 247H111ZM36 246L38 247V245H36ZM17 247L19 248L18 245H17ZM113 247H115V245H114ZM116 247H118V246H116ZM116 247H115V249H116ZM172 247H173V248L175 247V245H174V244L172 245V243H171V245H170V244H166V243L164 244V243H161V242H156V244H155V245H152V247H149L148 250H143V249H142V250H140V251H137V253H138L137 255H138L139 257L148 258L149 255H150L149 253H150L151 251L154 252L153 255H155V254H158V255H160V254H171V249H172ZM24 248H26V247H24ZM29 248H30V247H29ZM104 248L109 249L108 246H106V245H105ZM104 248H103V249H104ZM119 248L121 249V246H119ZM113 249H114V248H113ZM117 249H118V248H117ZM120 249H119V250H120ZM156 249H157V250H156ZM26 250H27V249H26ZM28 250H29V249H28ZM28 250H27V251H28ZM109 250H110V249H109ZM111 250H112V249H111ZM119 250H118L117 253L120 252ZM37 251H40V250H37ZM104 251H105V249H104ZM113 251H114V250H113ZM115 251H116V250H115ZM106 252H107V251H106ZM106 252H105V254H106ZM17 253H18V254H17ZM38 253H39V252H38ZM111 253H113V252H111ZM16 254H17V255H16ZM97 254H98V252H97ZM109 254H110V253H109ZM98 255H100V252H99ZM107 255H108V254H107ZM107 255H106V256H107ZM110 255H113V254H110ZM115 255H116V254H115ZM115 255H114V257H115ZM137 255H136V256H137ZM171 255H172V254H171ZM94 256H95V255H94ZM100 256H101V255H100ZM37 257H38V258H37ZM96 257H97V256H96ZM96 257H95V258H96ZM110 258H111V257H110ZM98 259H100V257H98ZM98 259L96 258V260H98ZM177 259H178L177 262H179V263H181V264H184V263L186 262V261H184V255H182L178 250H177ZM41 260L44 261L45 259L43 260V259L41 258ZM41 260H39V261H41ZM108 260H109V259H108ZM46 261H48V260L46 259ZM106 261H107V260H106ZM43 264H44V263H43Z\"/></svg>",
	"mask_w": 264,
	"mask_h": 264
}]
</instances>
